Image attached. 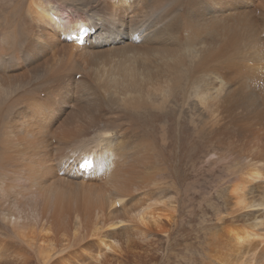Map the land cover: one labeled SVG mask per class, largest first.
<instances>
[{
	"label": "bare ground",
	"instance_id": "bare-ground-1",
	"mask_svg": "<svg viewBox=\"0 0 264 264\" xmlns=\"http://www.w3.org/2000/svg\"><path fill=\"white\" fill-rule=\"evenodd\" d=\"M198 221L175 264H264V0H0V264H172Z\"/></svg>",
	"mask_w": 264,
	"mask_h": 264
},
{
	"label": "rangeland",
	"instance_id": "rangeland-1",
	"mask_svg": "<svg viewBox=\"0 0 264 264\" xmlns=\"http://www.w3.org/2000/svg\"><path fill=\"white\" fill-rule=\"evenodd\" d=\"M86 22H88V21H86ZM166 113H168V111H166ZM166 113H164V114H166ZM175 123L176 122L174 121V124ZM161 125H159V126H161ZM144 128L146 129V132L150 133L149 127H144ZM167 156H170V155L167 154ZM174 156H175L176 168H177V177H176L177 186H176V188H178L180 191L181 190L184 191L187 188L202 185V187L206 193L205 194V197H206L207 195H210V193H213L212 189L214 187H216V185L221 180L220 178H222L224 176V171H218L215 174H213V176H210V174L207 172V170H205V174L203 175V177L199 176V174H200V172H201V170L205 164L206 150H204V149H201V154L198 156V158H196L194 160H189V161L184 160L182 163L180 162L181 159L179 157L180 154L178 155V151H177L176 155H174ZM189 197L191 198V196H189ZM189 197H187V200H186V203H188L187 204V210L185 211L186 215L188 214L187 211H192L194 209L199 211L200 207L203 205L202 204L200 206V202L202 199H204V198H202L201 200L197 199L193 202V205H192L190 203ZM212 198L214 199L216 206H218V207L223 206L222 199L218 198V196L216 195L215 192H214ZM181 204H180L181 208L183 207V209H185L186 208L185 203H181ZM210 205L211 204L207 203L208 209L210 208ZM201 215H202V213L199 211L197 213V219H199ZM193 226H194V228H193ZM193 226H192V224L187 225L188 230L186 228L185 232L179 231L176 233V239L181 246H179L177 248V252H176L177 257L172 260V262H173L172 264H175L179 260L180 256L188 257L195 252V248L200 241L196 239L194 230L200 231V228H201L200 221H198V223H196V224H193ZM190 233H193V235L191 238L187 239L186 235H190ZM180 241H182V243ZM174 247H176V245L174 243H172V245H170V247L168 248L169 250H167V253L168 252L170 253ZM184 247H188V251L180 253ZM201 254L203 255L204 252ZM160 263L164 264L166 262L161 261Z\"/></svg>",
	"mask_w": 264,
	"mask_h": 264
}]
</instances>
